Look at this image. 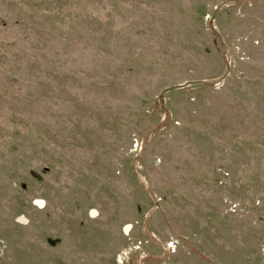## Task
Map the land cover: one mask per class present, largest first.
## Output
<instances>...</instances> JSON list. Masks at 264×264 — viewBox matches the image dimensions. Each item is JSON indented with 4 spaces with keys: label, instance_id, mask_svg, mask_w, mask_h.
Instances as JSON below:
<instances>
[{
    "label": "rangeland",
    "instance_id": "obj_1",
    "mask_svg": "<svg viewBox=\"0 0 264 264\" xmlns=\"http://www.w3.org/2000/svg\"><path fill=\"white\" fill-rule=\"evenodd\" d=\"M0 264H264V0H0Z\"/></svg>",
    "mask_w": 264,
    "mask_h": 264
},
{
    "label": "water",
    "instance_id": "obj_2",
    "mask_svg": "<svg viewBox=\"0 0 264 264\" xmlns=\"http://www.w3.org/2000/svg\"><path fill=\"white\" fill-rule=\"evenodd\" d=\"M37 203H38L39 205H43V204H44V202H42V201H37ZM93 214H95V212H93ZM20 220H21V221H26L24 217H20ZM127 228H128V227H127Z\"/></svg>",
    "mask_w": 264,
    "mask_h": 264
},
{
    "label": "bare ground",
    "instance_id": "obj_3",
    "mask_svg": "<svg viewBox=\"0 0 264 264\" xmlns=\"http://www.w3.org/2000/svg\"><path fill=\"white\" fill-rule=\"evenodd\" d=\"M125 253H128V251H126Z\"/></svg>",
    "mask_w": 264,
    "mask_h": 264
}]
</instances>
